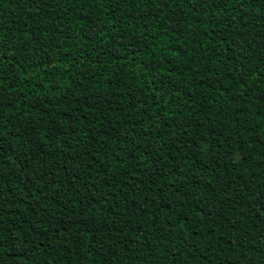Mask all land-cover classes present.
I'll use <instances>...</instances> for the list:
<instances>
[{
	"label": "trees",
	"instance_id": "1",
	"mask_svg": "<svg viewBox=\"0 0 264 264\" xmlns=\"http://www.w3.org/2000/svg\"><path fill=\"white\" fill-rule=\"evenodd\" d=\"M0 264H264V0H0Z\"/></svg>",
	"mask_w": 264,
	"mask_h": 264
}]
</instances>
